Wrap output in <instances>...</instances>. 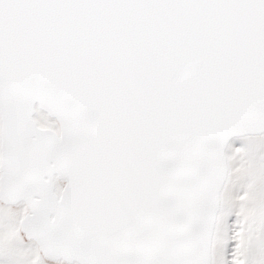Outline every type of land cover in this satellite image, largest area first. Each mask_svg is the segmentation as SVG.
Returning a JSON list of instances; mask_svg holds the SVG:
<instances>
[{
	"label": "snow or ice",
	"instance_id": "snow-or-ice-1",
	"mask_svg": "<svg viewBox=\"0 0 264 264\" xmlns=\"http://www.w3.org/2000/svg\"><path fill=\"white\" fill-rule=\"evenodd\" d=\"M0 264H264V0H0Z\"/></svg>",
	"mask_w": 264,
	"mask_h": 264
}]
</instances>
